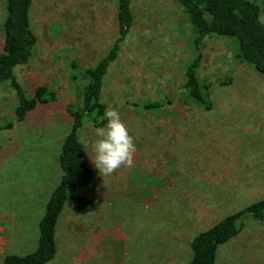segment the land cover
I'll return each mask as SVG.
<instances>
[{"label": "rangeland", "instance_id": "rangeland-1", "mask_svg": "<svg viewBox=\"0 0 264 264\" xmlns=\"http://www.w3.org/2000/svg\"><path fill=\"white\" fill-rule=\"evenodd\" d=\"M131 11L133 25L107 69L101 102L118 110L134 137V166L102 177L90 159L97 126L86 121L79 137L92 179L79 194L97 209L81 215L65 202L47 264H188L198 234L264 199V77L236 57L234 38H207L197 69L211 103L203 109L182 87L197 56L182 7L132 0ZM29 21L36 45L15 75L27 97L45 86L55 99L19 122L15 91L0 83V264L5 255L37 248L39 221L62 175L71 110L82 105L89 80L85 71L117 38V0H32ZM240 224L218 246L215 264H264V219L246 214Z\"/></svg>", "mask_w": 264, "mask_h": 264}, {"label": "trees", "instance_id": "trees-1", "mask_svg": "<svg viewBox=\"0 0 264 264\" xmlns=\"http://www.w3.org/2000/svg\"><path fill=\"white\" fill-rule=\"evenodd\" d=\"M131 1L117 0V38L109 53L94 68L85 71L89 80L83 90L82 105L71 110V129L63 141L59 155L62 175L51 192L44 215L39 221L37 248L24 256L5 255L2 264H47L51 261L56 253L57 222L68 199L78 214L84 215L97 209L94 200L79 194V189L87 186L92 179L79 134L88 120L97 127L105 122L103 114L106 106L101 102L104 78L110 63L117 58L120 44L133 25ZM172 1L182 7L194 33L193 46L197 56L185 68L182 85L188 99L203 109L211 108L206 87L199 83L197 69L202 58L201 47L212 36L234 38L238 48L236 57L264 77V25L258 22L261 11L264 12V0H261V7L250 0ZM31 3L32 0H6V17L2 25L4 42L0 53V83L8 82L15 91L18 103L14 113L19 122L34 111L38 104L55 99L45 86L37 87L33 97H27L15 75V70L29 61L36 45V36L29 21ZM10 127L11 125L5 126ZM246 214L262 221L264 199L227 216L212 228L198 234L191 242L193 254L188 264H215L218 246L238 234L241 229L238 221Z\"/></svg>", "mask_w": 264, "mask_h": 264}, {"label": "clouds", "instance_id": "clouds-1", "mask_svg": "<svg viewBox=\"0 0 264 264\" xmlns=\"http://www.w3.org/2000/svg\"><path fill=\"white\" fill-rule=\"evenodd\" d=\"M258 22L264 24V16H260ZM103 116L105 123L95 129L94 157L90 158L102 177L112 175L122 167H133L137 152L134 137L118 110L109 106Z\"/></svg>", "mask_w": 264, "mask_h": 264}]
</instances>
